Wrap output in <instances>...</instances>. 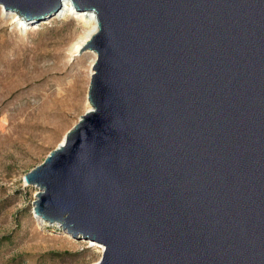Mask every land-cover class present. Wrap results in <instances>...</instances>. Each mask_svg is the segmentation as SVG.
Listing matches in <instances>:
<instances>
[{
	"label": "water",
	"instance_id": "obj_1",
	"mask_svg": "<svg viewBox=\"0 0 264 264\" xmlns=\"http://www.w3.org/2000/svg\"><path fill=\"white\" fill-rule=\"evenodd\" d=\"M71 3L97 17L90 109L24 176L34 217L97 264H264V0Z\"/></svg>",
	"mask_w": 264,
	"mask_h": 264
},
{
	"label": "rangeland",
	"instance_id": "obj_2",
	"mask_svg": "<svg viewBox=\"0 0 264 264\" xmlns=\"http://www.w3.org/2000/svg\"><path fill=\"white\" fill-rule=\"evenodd\" d=\"M3 11L0 9V264H96L102 254L98 248L34 217L38 189L23 181L88 110L93 54L75 57L70 53L85 32L83 24L75 17L56 15L40 23H26L17 19L18 14Z\"/></svg>",
	"mask_w": 264,
	"mask_h": 264
},
{
	"label": "bare ground",
	"instance_id": "obj_3",
	"mask_svg": "<svg viewBox=\"0 0 264 264\" xmlns=\"http://www.w3.org/2000/svg\"><path fill=\"white\" fill-rule=\"evenodd\" d=\"M3 13H5L6 15L9 14L8 11H3ZM58 13H57L58 15H56V16H58L59 18H65L67 16H72V17L77 18L83 24V28L85 30L84 34L71 46V48H70L71 55L76 57V56H80L82 53L87 52V51L83 52L81 50L86 45V43L90 40L92 35L95 34L97 31V17H96V15L94 13H89V12H86V13L76 12L74 10V8L72 7L71 0H62L61 7H60V10L58 11ZM13 17H16V16H13ZM91 53L93 54V60L91 61V64H90V74H91L92 64L95 60V54L93 52H91ZM89 109H90V106L88 107V110ZM63 141H64V139L62 140L61 144L63 143ZM36 219L41 224H43L38 218H36ZM88 243L90 246L98 248L100 250V252L102 253L103 246L98 245L96 243H93L91 241H88Z\"/></svg>",
	"mask_w": 264,
	"mask_h": 264
},
{
	"label": "clouds",
	"instance_id": "obj_4",
	"mask_svg": "<svg viewBox=\"0 0 264 264\" xmlns=\"http://www.w3.org/2000/svg\"><path fill=\"white\" fill-rule=\"evenodd\" d=\"M0 9H3V5H0ZM10 14L12 15H17L18 10L17 9H11V10H7ZM17 19H20V16L17 15ZM21 27H24L23 23H21Z\"/></svg>",
	"mask_w": 264,
	"mask_h": 264
}]
</instances>
